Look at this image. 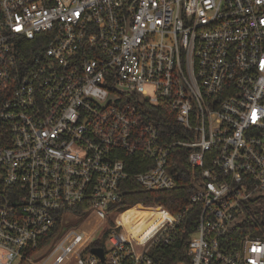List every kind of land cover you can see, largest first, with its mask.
Segmentation results:
<instances>
[{
	"label": "built area",
	"instance_id": "built-area-1",
	"mask_svg": "<svg viewBox=\"0 0 264 264\" xmlns=\"http://www.w3.org/2000/svg\"><path fill=\"white\" fill-rule=\"evenodd\" d=\"M184 152L190 206L110 210L130 177L176 188ZM261 203L264 0H0V264H160L193 207L177 264H264Z\"/></svg>",
	"mask_w": 264,
	"mask_h": 264
},
{
	"label": "trees",
	"instance_id": "trees-1",
	"mask_svg": "<svg viewBox=\"0 0 264 264\" xmlns=\"http://www.w3.org/2000/svg\"><path fill=\"white\" fill-rule=\"evenodd\" d=\"M148 110L152 116L151 120L155 123L159 132L166 133L170 136L177 126L173 122V115L167 111L161 110L158 107L148 105ZM171 139V136H170ZM183 152V151H182ZM184 160L177 166V170L180 172L179 178H177V187L169 191H144L132 177L124 180L120 184L123 198L119 204H116L110 208L111 211H124L135 204H142L144 206L161 205L171 214L181 213L187 206H190L189 197L192 193L188 173H187V162ZM126 163L127 170L131 174L139 173L147 169L141 167H130V163L134 161V158L121 156L119 157ZM198 208L193 207L184 216V221L180 226V235L177 240L170 246L159 247L155 249L152 256L160 261V264H177L179 262H186L187 256L185 248L189 242L191 233L195 230L198 219ZM142 213L138 217L141 218ZM256 220L252 227V233L257 234L259 228L262 229L264 234V204L261 203L253 213ZM45 241L39 244V248L43 246ZM98 245H103L99 243Z\"/></svg>",
	"mask_w": 264,
	"mask_h": 264
},
{
	"label": "rangeland",
	"instance_id": "rangeland-1",
	"mask_svg": "<svg viewBox=\"0 0 264 264\" xmlns=\"http://www.w3.org/2000/svg\"><path fill=\"white\" fill-rule=\"evenodd\" d=\"M137 212H138V213H137ZM140 213H142V216H141L142 220H144L145 218L149 217V215H150V214H148V213H146V212L139 211V210H136V209H132V210L126 212L124 215H122V217L125 218V224H126L128 227H130V222H129V221H130V218H129V217H135V216H137V218H140V217H138ZM165 215H166V214H165ZM152 221H153V220H152ZM152 221H150V223H153ZM152 225H153V224H152ZM141 226H143V224H142ZM151 227H152V226H149L148 224L145 225V226H143L142 229L140 230V234H141V233H144L143 236H145L146 229H147V228H151ZM83 229L86 230L87 232H91L92 229H94V228H93V227H91V228L84 227ZM128 231L131 232V233H134V234H135V232H134L131 228H129ZM97 236H98V234H95V235H94V237H97Z\"/></svg>",
	"mask_w": 264,
	"mask_h": 264
},
{
	"label": "water",
	"instance_id": "water-1",
	"mask_svg": "<svg viewBox=\"0 0 264 264\" xmlns=\"http://www.w3.org/2000/svg\"><path fill=\"white\" fill-rule=\"evenodd\" d=\"M91 253L100 256L101 258L103 257V252L101 249H92Z\"/></svg>",
	"mask_w": 264,
	"mask_h": 264
},
{
	"label": "bare ground",
	"instance_id": "bare-ground-1",
	"mask_svg": "<svg viewBox=\"0 0 264 264\" xmlns=\"http://www.w3.org/2000/svg\"><path fill=\"white\" fill-rule=\"evenodd\" d=\"M136 210H137V209H136ZM137 213H138V212H137ZM135 217L137 218V216H135ZM152 222H153V223H150V222H149L148 225H149V226H153V225H155V221L153 220ZM152 224H153V225H152ZM141 225H142V224H141ZM125 226H126L128 229L130 228V227H128L126 224H125Z\"/></svg>",
	"mask_w": 264,
	"mask_h": 264
}]
</instances>
